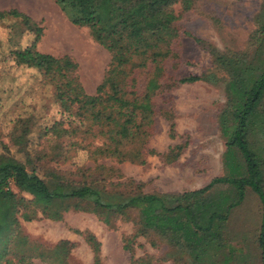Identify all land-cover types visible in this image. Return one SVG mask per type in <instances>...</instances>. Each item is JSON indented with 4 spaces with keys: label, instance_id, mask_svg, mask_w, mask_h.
<instances>
[{
    "label": "trees",
    "instance_id": "16d2710c",
    "mask_svg": "<svg viewBox=\"0 0 264 264\" xmlns=\"http://www.w3.org/2000/svg\"><path fill=\"white\" fill-rule=\"evenodd\" d=\"M52 1L73 26L86 28L92 40L109 54L107 69L95 89L96 96L84 93L75 75V64L67 57L53 60L38 53L35 44L42 28L27 15L9 9L0 11V22L13 20L33 37L29 46L12 52L15 64L44 76L60 113L79 124L89 119L99 137L113 128L117 118H124L125 136L104 148L109 149V157L117 163L138 160L139 150L128 156L123 148L145 145L153 117L149 101L162 88V61L172 56L171 45L177 38L174 22L178 15L172 7L178 4L180 11L186 12L192 0ZM139 6H146L155 23L139 28ZM254 24L256 28L248 40L249 51L211 54L215 68L227 77L224 103L217 114L218 132L224 142L221 176L210 179L202 188L175 195L145 193L140 183L131 179L119 181V177L115 182L103 177L91 183H73L58 175L40 177L33 168L27 169L8 150L2 149L0 234L7 232V235L0 249V264H31L32 259L46 264H68L72 244L61 240L50 249L35 251L36 245L22 233L18 219L60 222L69 211L92 214L108 228L113 219L130 222L132 233L121 238L122 249L129 254L128 264H157L147 255L132 256L131 244L138 238L150 247L155 248L161 242L176 248L186 255L188 264H247L246 254L230 244L223 233L229 211L242 202L246 189L256 196L261 207L256 242L260 264H264V0ZM140 57L151 64L141 95L134 90L132 77L134 70L144 67L136 62ZM53 63H62L63 72L50 67ZM211 78L186 76L175 80L173 85ZM102 94L106 95L104 108L98 104ZM164 119L167 137L172 140L174 124L166 113ZM26 123L27 120L16 122L12 136L19 152L25 151ZM184 146L168 149L167 162H174ZM74 233L82 236L89 247L93 264H99L100 244L95 237L88 232Z\"/></svg>",
    "mask_w": 264,
    "mask_h": 264
},
{
    "label": "rangeland",
    "instance_id": "374dc122",
    "mask_svg": "<svg viewBox=\"0 0 264 264\" xmlns=\"http://www.w3.org/2000/svg\"><path fill=\"white\" fill-rule=\"evenodd\" d=\"M261 2L192 0L186 12H181L178 4L172 7L178 15L174 22L177 38L171 45L172 56L162 61V88L149 101L153 112L149 136L143 148L135 145L123 148L128 156L139 150L138 160L126 159L121 163L110 158L109 149L104 147L125 136L124 118H117L104 137L96 134L98 130L89 119H84L82 124L66 119L53 99L49 81L36 70L15 64L12 52L29 46L32 34L13 20L1 21L0 160L2 149H5L40 177L58 175L73 183H91L103 177L115 182L119 177V181L131 179L140 183L145 193L175 195L202 188L210 179L222 175L224 151L217 114L224 103L227 77L215 68L211 54L250 50L248 40L256 28L254 17ZM9 9L39 24L42 32L35 50L53 60L67 57L75 64V75L84 93L95 97V89L107 69L109 54L92 40L87 29L73 26L52 0H0V11ZM137 9L139 28L155 23V17L146 6ZM136 62L144 64L132 75L134 90L141 95L151 64L143 57ZM61 64L53 63L50 67L63 72ZM186 76L212 78L173 85L175 80ZM105 96L102 94L98 102L103 108ZM164 113L174 124L175 138L172 140L167 137ZM20 120H27L28 127L25 151L21 152L12 143L16 122ZM183 144L177 159L168 163V149ZM260 215L258 199L246 189L242 202L229 211L225 223L224 237L242 249L247 264H260L256 242ZM18 222L28 241L36 245L35 251L50 249L61 240L72 244L68 264H93L89 247L74 231L88 232L99 242V264H128L129 254L122 249L121 243L122 237L132 233V224L128 221L113 219L108 228L92 214L69 211L63 214L60 222L43 218L31 222L18 219ZM6 235L7 232L0 234V249L6 243ZM131 247L134 258L147 255L157 264H188L186 255L161 242L154 248L138 238ZM31 264L46 263L32 259Z\"/></svg>",
    "mask_w": 264,
    "mask_h": 264
},
{
    "label": "bare ground",
    "instance_id": "6f19581e",
    "mask_svg": "<svg viewBox=\"0 0 264 264\" xmlns=\"http://www.w3.org/2000/svg\"><path fill=\"white\" fill-rule=\"evenodd\" d=\"M27 1V0H26ZM4 2V1H3Z\"/></svg>",
    "mask_w": 264,
    "mask_h": 264
}]
</instances>
